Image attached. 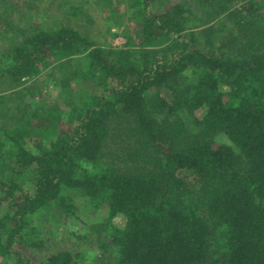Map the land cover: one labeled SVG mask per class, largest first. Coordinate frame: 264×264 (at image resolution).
Instances as JSON below:
<instances>
[{"label":"trees","instance_id":"16d2710c","mask_svg":"<svg viewBox=\"0 0 264 264\" xmlns=\"http://www.w3.org/2000/svg\"><path fill=\"white\" fill-rule=\"evenodd\" d=\"M139 4L144 50L137 55H112L64 23L22 32L25 40L10 47L0 81L20 85L56 62L62 95L87 77L111 85L90 104L67 105L34 137L21 125L0 127L13 148L0 172L1 264H83L77 252L26 233L54 203L73 215L65 196L72 191L107 208L118 264H264V28L219 6L233 24L232 49L216 54L187 31L183 2L161 15L157 0ZM165 45L170 55L153 59V48ZM199 111L194 134L182 113ZM120 121L137 147L127 171L104 161ZM220 134L234 146L215 148Z\"/></svg>","mask_w":264,"mask_h":264},{"label":"rangeland","instance_id":"374dc122","mask_svg":"<svg viewBox=\"0 0 264 264\" xmlns=\"http://www.w3.org/2000/svg\"><path fill=\"white\" fill-rule=\"evenodd\" d=\"M179 2H183L189 11L186 15L187 31L197 33L201 47L208 52L220 54L232 49L226 40L233 24L227 20L226 14H217L219 6L237 8L240 21L254 22L264 28V0H157L153 10L161 15ZM213 3L215 8L210 7ZM141 13L139 0H0V70L11 63L10 47H17L25 40L22 32L35 33L60 23L79 30L112 55L119 52L137 55L138 51L144 50L141 47ZM209 27L214 28L211 36L203 34ZM152 53L153 59L161 60L170 55L171 50L166 45L157 46ZM55 64L20 85L9 78L0 81V96L6 97L4 102H0V127L4 131L21 125L32 137L39 135L41 124L57 117L61 110L70 111L67 105L72 108V104L78 107L90 104L96 95L111 85L101 78L87 77L72 83L73 95H62ZM163 94L173 100L170 91ZM201 114L200 111L194 115L182 113L191 133L198 132L195 118H200ZM129 127L127 121L114 124L106 150L104 161L120 171L134 168L127 158L136 147L133 137L127 132ZM213 145L215 148L234 146L223 134L213 139ZM12 155L11 144L0 131V172L9 167ZM65 196L70 198L74 214L66 216L58 202L54 203L27 227L28 238L50 241L60 250L77 252L83 264H118L119 255L111 246L108 234L107 208L78 192H65ZM221 239L214 242L215 249L221 247ZM48 247L52 249V246Z\"/></svg>","mask_w":264,"mask_h":264}]
</instances>
